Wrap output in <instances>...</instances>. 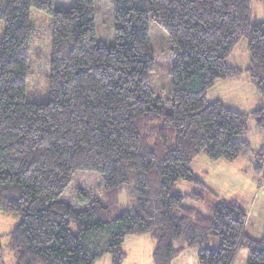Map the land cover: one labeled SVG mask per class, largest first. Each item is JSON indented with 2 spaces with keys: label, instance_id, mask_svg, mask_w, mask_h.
Wrapping results in <instances>:
<instances>
[{
  "label": "trees",
  "instance_id": "obj_1",
  "mask_svg": "<svg viewBox=\"0 0 264 264\" xmlns=\"http://www.w3.org/2000/svg\"><path fill=\"white\" fill-rule=\"evenodd\" d=\"M111 3L114 45L107 46L96 0H69L67 8L58 0H0V209L20 218L9 233L17 264H96L106 255L123 264L127 237L147 235L155 264H173L193 247L199 264H235L241 249L247 264H264V234L248 233L244 207L192 170L200 156L233 163L247 153L254 175L264 167V147L256 153L236 140L251 117L264 132V105L245 113L208 101L218 81L244 73L264 100V22H253L252 0ZM33 9L53 20L47 103L27 99ZM151 21L165 31L173 59L164 104L151 81ZM243 40L246 70L227 64ZM79 172L101 178L105 204L82 190L75 193L81 210L62 200ZM180 181L196 189L178 192ZM186 201L207 204L211 215ZM211 237L219 239L216 251Z\"/></svg>",
  "mask_w": 264,
  "mask_h": 264
},
{
  "label": "rangeland",
  "instance_id": "obj_2",
  "mask_svg": "<svg viewBox=\"0 0 264 264\" xmlns=\"http://www.w3.org/2000/svg\"><path fill=\"white\" fill-rule=\"evenodd\" d=\"M68 1L58 0V3L63 8H67ZM96 8L99 40L104 45L112 46L114 45V18L111 0H96ZM31 20L35 28V37L31 45L27 99L34 103H47L50 99L53 20L49 15L36 9L31 11ZM252 20L255 23L264 22V7L255 0H252ZM4 27V23L0 21V43L3 39ZM150 29L156 54V69L151 75V81L156 98L164 104L171 97L170 72L173 59L165 31L154 21H151ZM227 64L243 70L249 68L250 53L247 40H243L237 46L227 60ZM218 98L231 109L245 113H250L264 105L262 96L246 73L232 80L218 81L209 91L208 101L214 102ZM236 140H248L256 153L264 147V132L258 129L254 117H251L249 121V132L237 137ZM248 164L251 168L250 172H247L249 171ZM254 167L251 153L243 154L233 163L224 160L211 161L206 156H200L192 164L194 173L203 179L208 187L215 188L223 198L236 200L244 207L248 214V222H250L247 231L254 239L259 240L264 234V167L257 175L253 173ZM194 189H196L195 185L185 181H180L175 186V190L182 193H190ZM78 190H82L91 199H97L105 204L104 182L96 173L79 172L72 186L62 198L76 210H81L82 207L75 197ZM127 200L126 195L124 197L123 194L121 203H126ZM186 204L198 208L206 216L211 215L207 204L200 205L192 201H186ZM19 220V217L0 209V257L4 264H17L14 253L11 251L9 233L15 229ZM73 229L75 230L74 225ZM155 246L156 242L148 235L127 237L123 246L127 256L123 264H155L153 258ZM209 247L213 251L218 250L219 239L211 237ZM199 251V247L181 251L173 264H199ZM248 258V250L241 249L235 264H247ZM96 264H113V258L111 255H106Z\"/></svg>",
  "mask_w": 264,
  "mask_h": 264
},
{
  "label": "crops",
  "instance_id": "obj_3",
  "mask_svg": "<svg viewBox=\"0 0 264 264\" xmlns=\"http://www.w3.org/2000/svg\"><path fill=\"white\" fill-rule=\"evenodd\" d=\"M218 100H219V98H218ZM215 101V100H214ZM247 169H249V171H247V172H250L251 171V168L249 167V164H248V168ZM245 172H246V170H245ZM246 172V173H247ZM203 180V179H202ZM204 181V180H203ZM205 182V181H204ZM206 183V182H205ZM206 185H207V183H206ZM208 186V185H207ZM210 189H213L221 198H223L221 195H220V192H218L215 188H211V187H209ZM224 198H226V199H228L227 197H224ZM229 200V199H228ZM249 221V220H248ZM249 224H250V222H248V224H247V229H248V226H249Z\"/></svg>",
  "mask_w": 264,
  "mask_h": 264
}]
</instances>
